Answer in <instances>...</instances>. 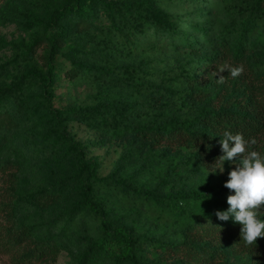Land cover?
Returning <instances> with one entry per match:
<instances>
[{
	"label": "rangeland",
	"instance_id": "374dc122",
	"mask_svg": "<svg viewBox=\"0 0 264 264\" xmlns=\"http://www.w3.org/2000/svg\"><path fill=\"white\" fill-rule=\"evenodd\" d=\"M106 1L111 10L60 21L54 76L43 90L57 31L47 22L66 0H0V264H75L101 235L89 207L68 218L83 183L107 220L138 238L142 264H195L200 245L214 249L211 264H264V255L241 252L219 230L192 242L194 222L216 216L235 167L225 162L215 172L221 146L211 139L169 145L147 128L194 118L203 102L193 91L213 97L216 109L264 107V0ZM149 10L173 30L156 25ZM221 67L242 72L217 75ZM247 150L264 154V134ZM81 157L103 180L87 179ZM152 189L171 198L137 192ZM36 191L45 195L35 204L16 202Z\"/></svg>",
	"mask_w": 264,
	"mask_h": 264
},
{
	"label": "trees",
	"instance_id": "16d2710c",
	"mask_svg": "<svg viewBox=\"0 0 264 264\" xmlns=\"http://www.w3.org/2000/svg\"><path fill=\"white\" fill-rule=\"evenodd\" d=\"M100 6L111 10L112 2L106 0H66L60 7L53 10L47 24L57 31L52 35L50 40V62L44 74L45 84L43 85V90H46L52 84L54 76L55 67L51 60L55 50L56 40L63 34V26L60 25V21L69 15H75L78 19L90 18L97 13ZM148 17L159 27L166 30H173V22L160 12L149 10ZM241 21L245 28L244 32H247L249 30L247 28L250 20L243 15ZM262 37H264V34H262ZM242 57L243 49L240 48L235 51V58L240 59ZM202 60H205V58H202ZM188 95L191 94L188 93ZM192 95L194 99L198 95L201 96L200 101L203 102L195 117L191 119L170 117L156 127H147L154 138L163 139L169 145H181L185 142L204 145L209 139L220 145V139H223L224 133L230 131L233 135L237 133L242 134L245 140L249 141L248 146L251 147L253 145L251 141H256L259 136L264 134V107H254L246 102H232L216 109L213 107V97H206L207 95L204 93L196 94L195 91H193ZM4 96V93H0V98ZM55 119L61 129V135L59 136L61 138L65 137L64 125L60 119L59 111H55ZM69 149H74V147L69 146ZM78 163L81 165L82 170L87 171V179L103 180L97 175L96 163H89L82 157ZM113 181L121 184L125 188L128 187L124 181L117 179H113ZM89 191L90 187L88 184H81L79 188L80 200L76 204L75 209L70 211L68 218H73L79 208L83 206L89 207L92 213L100 218L101 235L85 248L77 258L75 264H97L101 261H108L111 264H142L136 255V248L139 242L138 238L129 228L123 225L114 226L108 221L106 213L98 209L96 203L91 199ZM225 191L226 193L223 194V198L217 201L218 211H226L228 209L227 197L234 194L229 189ZM137 192L154 200H159L162 197L171 198L170 194L162 196L155 189L140 190ZM40 195H45L44 191L24 194L21 197L19 196L20 198L16 199V202L35 204ZM189 195L199 196L194 194V192H190ZM259 211L264 213V205L260 207ZM193 225L196 226L192 239L193 243L204 238L212 237L216 234L215 231L219 230V234H224L241 252L249 255H264V238H258L255 245H246L240 237V225L233 223L231 219L229 221H220L216 216H213L196 220ZM31 228L33 227H24L23 231ZM189 254L192 257L191 253ZM214 254V249L204 250V245H200V249L195 254V264H211Z\"/></svg>",
	"mask_w": 264,
	"mask_h": 264
},
{
	"label": "clouds",
	"instance_id": "9594fccd",
	"mask_svg": "<svg viewBox=\"0 0 264 264\" xmlns=\"http://www.w3.org/2000/svg\"><path fill=\"white\" fill-rule=\"evenodd\" d=\"M225 71L235 78L240 75L242 68L221 67L217 69V75ZM219 79L222 83V76ZM251 143L254 144L255 141ZM248 144L249 141L242 134L233 135L230 131H226L223 139H220L222 155L215 162V172L218 169L222 174L225 162L235 165L228 172V179L224 184L234 194L227 197L228 209L217 211L215 215L220 221L231 219L233 223L240 225L241 240L251 246L255 245L258 238H264V213L259 211L264 205V154L248 151Z\"/></svg>",
	"mask_w": 264,
	"mask_h": 264
}]
</instances>
